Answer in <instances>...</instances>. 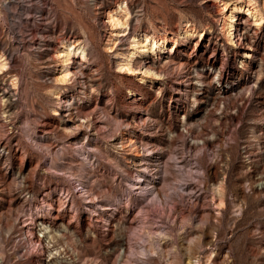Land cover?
<instances>
[{
  "label": "rangeland",
  "instance_id": "obj_1",
  "mask_svg": "<svg viewBox=\"0 0 264 264\" xmlns=\"http://www.w3.org/2000/svg\"><path fill=\"white\" fill-rule=\"evenodd\" d=\"M253 1L0 0V264H264Z\"/></svg>",
  "mask_w": 264,
  "mask_h": 264
},
{
  "label": "bare ground",
  "instance_id": "obj_2",
  "mask_svg": "<svg viewBox=\"0 0 264 264\" xmlns=\"http://www.w3.org/2000/svg\"><path fill=\"white\" fill-rule=\"evenodd\" d=\"M244 3L247 8L248 13L250 14H257L258 10L256 8L255 2L253 0H237L233 6H228L226 4L227 2H222V10L225 11L224 14V20L227 23H230L232 21L233 15L232 12L233 10L239 9L240 5H237V3ZM228 13V15H227ZM128 14V11L125 8V4H117L116 8L108 11L106 13V19L108 26L110 27V37L119 35L121 31L125 29V22H126V16ZM228 20V21H227ZM110 40V39H109ZM112 40V39H111ZM113 41V40H112ZM166 38L164 37H149V36H141L139 39L133 37L131 40L132 44V50L129 51L127 54L124 55V58H122L126 64L129 63V58L134 55L136 52H141L142 49L145 48V44H149V48H154L155 46H159L163 43H165ZM176 40H172V43H175ZM60 45L59 47L61 48L60 51L56 53L57 58L62 62L61 66L65 68L62 72L61 79L62 81L66 80L67 77L69 76L70 72L67 69V66L71 60V55L73 53L78 54L82 59L85 58V49L83 46L79 44H73V43H68V42H63V40L59 41ZM72 42V41H71ZM46 47V46H45ZM47 52H43L41 56V60L45 59L47 57ZM48 59V58H47ZM43 61V60H42ZM45 64L46 61H45ZM6 70V62L4 61V58L2 55H0V73H3ZM58 97V95H57ZM218 195L220 196L221 193L219 192ZM192 264H197L195 261Z\"/></svg>",
  "mask_w": 264,
  "mask_h": 264
}]
</instances>
